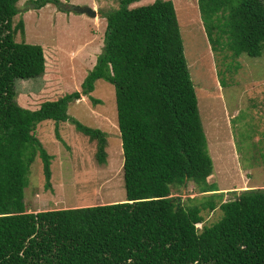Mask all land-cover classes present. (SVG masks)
<instances>
[{
	"label": "trees",
	"instance_id": "trees-1",
	"mask_svg": "<svg viewBox=\"0 0 264 264\" xmlns=\"http://www.w3.org/2000/svg\"><path fill=\"white\" fill-rule=\"evenodd\" d=\"M16 1L0 0V264H264V188L221 202L205 181L211 163L171 2L129 8L137 0H119L100 13L101 47L79 91L28 110L16 104L13 82L39 77L43 56L39 46L13 39L22 35L21 20L11 25ZM26 3L31 10L52 4L65 12L58 0ZM195 6L210 50L260 55L263 0H195ZM98 79L113 89L123 201L26 212L22 188L34 157L44 187L49 179L51 157L32 134L38 122L50 120L60 141L56 124L68 120L94 141V161L103 163L104 134L65 114ZM187 182L209 193L201 203L181 206L169 197ZM215 207L220 217L196 229L199 212Z\"/></svg>",
	"mask_w": 264,
	"mask_h": 264
},
{
	"label": "rangeland",
	"instance_id": "rangeland-1",
	"mask_svg": "<svg viewBox=\"0 0 264 264\" xmlns=\"http://www.w3.org/2000/svg\"><path fill=\"white\" fill-rule=\"evenodd\" d=\"M119 0H58L60 12L46 4L28 9L27 0H17L13 26L22 22V35L13 39L40 47L42 74L29 80H15L14 100L33 110L43 101L79 91V83L91 68L101 47L104 19L100 13L116 8ZM153 0H137L129 8ZM178 28L181 51L195 96L200 128L211 171L205 181L220 201H227L244 189L264 188V46L258 57H233L223 46L209 49L201 29L195 0H169ZM264 3V0H263ZM72 7H86L93 17ZM87 97L97 101L92 104ZM65 114L83 126L104 134V161L96 164L94 141L74 130L65 120L56 124L60 141L53 136V123L43 120L32 131L45 153L50 155L48 186H43L37 157L29 164L22 203L26 212H39L122 202L121 154L116 129L113 89L98 79L91 92L66 106ZM209 193H198L191 182L171 189L181 206L201 203ZM215 199V198H214ZM216 201V199H215ZM208 226L220 217L215 207L199 212Z\"/></svg>",
	"mask_w": 264,
	"mask_h": 264
},
{
	"label": "water",
	"instance_id": "water-1",
	"mask_svg": "<svg viewBox=\"0 0 264 264\" xmlns=\"http://www.w3.org/2000/svg\"><path fill=\"white\" fill-rule=\"evenodd\" d=\"M73 11H77L79 14H84L88 17H93L94 12L86 7H72Z\"/></svg>",
	"mask_w": 264,
	"mask_h": 264
}]
</instances>
